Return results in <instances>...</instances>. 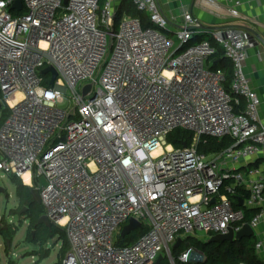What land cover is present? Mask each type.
Instances as JSON below:
<instances>
[{
    "label": "built area",
    "instance_id": "obj_1",
    "mask_svg": "<svg viewBox=\"0 0 264 264\" xmlns=\"http://www.w3.org/2000/svg\"><path fill=\"white\" fill-rule=\"evenodd\" d=\"M16 1L0 0V178L25 184L28 173L41 215L65 231L59 264H153L163 254L172 263L185 235L254 230L264 217V125L244 72L248 31L203 29L188 10L172 26L157 0H131L149 26L117 18V0ZM229 1V15L241 17L240 1ZM217 48L231 64L228 90L225 71L208 65ZM175 129L190 142L168 143ZM208 138L230 145L202 153ZM237 189L244 199L229 198ZM131 219L145 230L115 245ZM255 250L264 262V234Z\"/></svg>",
    "mask_w": 264,
    "mask_h": 264
},
{
    "label": "trees",
    "instance_id": "obj_2",
    "mask_svg": "<svg viewBox=\"0 0 264 264\" xmlns=\"http://www.w3.org/2000/svg\"><path fill=\"white\" fill-rule=\"evenodd\" d=\"M103 0H100L102 4ZM123 13H126L132 17H140L143 26H149L151 23L147 19V15L145 13L138 12L131 3V0H121L119 9L117 11L116 17L118 18ZM199 36H196L198 38ZM212 41V40H211ZM214 45V43H213ZM227 59L223 56L222 50L217 48V52L209 58L208 65L211 68H220V64ZM229 61V60H228ZM223 67V66H222ZM222 69V68H221ZM223 70L225 71V83L224 87L228 90L230 81H231V64L228 66H224ZM1 108V107H0ZM8 113L7 108H3L2 115L0 116V124L4 121ZM191 140V133L184 129H175L170 132L167 136V142L172 144L175 147L181 146L184 142L189 143ZM230 145V140L228 138H224L222 140H217L213 138H208L205 143L200 144L198 146V150L202 153H216ZM14 182L16 184V198L18 200V209L22 207H26L27 216L30 218V225L33 228L27 235V240L32 243H36L39 245L40 250L38 252H34L33 254H37L41 259L48 256V251L43 248V245L51 238L58 236L61 239L62 244L60 247V259L62 260L65 254L68 251L69 244L65 234L64 229L58 227L51 223V227L47 228L44 225L37 224L38 217L41 215L39 210V204L35 203L30 194V187L23 184L21 180L15 176H13ZM235 195H229L230 199L234 197L244 199L246 194L244 190L237 189L234 193ZM234 205L238 207V205L234 202ZM254 211H245V221H249L252 217ZM145 230V229H144ZM144 230H139L137 235H133L130 237V242H133ZM15 230L11 228V225L5 222L4 219H0V235L4 238V249L8 251L11 239ZM9 239V244H7L6 240ZM190 244V242H189ZM194 247L198 249L202 256L204 257L201 261H193L189 263H184L178 259L179 254L186 248V246H180L177 248H173L171 250V256L176 261V264H264V262L259 258L256 250H255V236L242 237L239 239H233L232 241H222V242H213L206 241L204 243H193ZM31 254V255H33ZM59 260V264L61 262ZM154 264V263H153ZM159 264H169V261L163 257Z\"/></svg>",
    "mask_w": 264,
    "mask_h": 264
},
{
    "label": "crops",
    "instance_id": "obj_3",
    "mask_svg": "<svg viewBox=\"0 0 264 264\" xmlns=\"http://www.w3.org/2000/svg\"><path fill=\"white\" fill-rule=\"evenodd\" d=\"M239 1L240 5L237 9L241 17L233 18L228 13V8L232 5L229 0H218L216 7L208 4L206 0H157L161 11L169 19L172 26L178 24L182 19L183 11L188 10L196 20L206 27L235 25L237 28L249 32L252 44L247 48L244 72L251 87L260 97L259 116L262 125H264V0ZM203 35H207L211 41L209 33H203L200 37ZM228 65L230 62L227 59L219 66L223 69L224 66ZM263 234L264 217L254 228L255 240ZM0 263H3L1 258Z\"/></svg>",
    "mask_w": 264,
    "mask_h": 264
},
{
    "label": "rangeland",
    "instance_id": "obj_4",
    "mask_svg": "<svg viewBox=\"0 0 264 264\" xmlns=\"http://www.w3.org/2000/svg\"><path fill=\"white\" fill-rule=\"evenodd\" d=\"M174 38L173 34L167 33ZM202 40H209L207 35L199 37ZM65 97L70 95V91H65ZM67 101H63L59 104L60 108H65L67 106ZM3 109L0 108V116L2 115ZM0 186L5 188L6 193L0 194V219H4L6 223L11 225V228L15 230L11 244L8 251L4 249V238L0 235V258L2 264H56L60 259V247L62 244L61 239L56 235L55 237L49 239L44 245L43 248L48 251V256L40 258L36 253L40 250V247L36 243L29 242L27 240V235L33 231L32 226L30 225V218L27 216V212L19 214L20 210L18 209V200L16 198L15 190L16 184L14 182L13 176L6 175L3 178H0ZM40 214L44 212L43 206L39 204ZM63 229V228H62ZM139 230H133L129 235L125 237L120 236V232L117 231L113 236V241L115 245H125L130 242V237L137 235ZM210 235L204 232L195 231L189 235L182 237L181 246H190L192 247V253L189 257V260L184 263H189L193 261L203 260L201 252L196 249L193 245L194 242L204 243L210 239ZM190 242V244H189ZM173 247L171 248V250ZM33 254V255H31ZM163 257L169 261V264H176V261L173 258L172 263L169 260V257L166 254H163Z\"/></svg>",
    "mask_w": 264,
    "mask_h": 264
},
{
    "label": "water",
    "instance_id": "obj_5",
    "mask_svg": "<svg viewBox=\"0 0 264 264\" xmlns=\"http://www.w3.org/2000/svg\"><path fill=\"white\" fill-rule=\"evenodd\" d=\"M63 2L66 3L67 0H63ZM20 5H21L20 1L17 0L14 3L13 8L19 9ZM224 27L237 28V26H235V25H227V26H222V27L221 26H207L206 27L204 25H201V28L206 29V30H214V29H219V28H224ZM47 72H50L52 75V77H51V83H52L53 80L55 79L56 72L51 66H47L44 69H42V73H47ZM88 90H89V85L85 87L84 92L86 93ZM4 193H6L5 188L0 186V194H4ZM30 194L32 196L33 201L37 204H40L41 201H40L38 189L37 188H31ZM239 205L241 206V202L239 203ZM25 211H26V207H22L19 214H21ZM37 224L44 225L47 228L51 227V223L49 222V220L47 219V217L45 215H40L38 217ZM138 227H140V223L131 219L129 221V223L122 228L121 233H120L121 237H124L125 235L129 234L130 231H132ZM253 235H254V230L250 227L249 224L245 223L235 233L232 229H229L227 233L213 235L210 237L209 240L213 241V242L232 241L233 239H239L242 237H248V236H253ZM6 242H7V244H9V239H7ZM181 242H182V240L178 239L176 241V243L173 245V248L179 247ZM162 259H163L162 255L158 256V258L156 259L154 264H159Z\"/></svg>",
    "mask_w": 264,
    "mask_h": 264
},
{
    "label": "bare ground",
    "instance_id": "obj_6",
    "mask_svg": "<svg viewBox=\"0 0 264 264\" xmlns=\"http://www.w3.org/2000/svg\"><path fill=\"white\" fill-rule=\"evenodd\" d=\"M28 174V173H27ZM26 173L23 174V180L25 181L24 183H27L28 185H30V180L28 179V176H27ZM26 184V185H27Z\"/></svg>",
    "mask_w": 264,
    "mask_h": 264
}]
</instances>
